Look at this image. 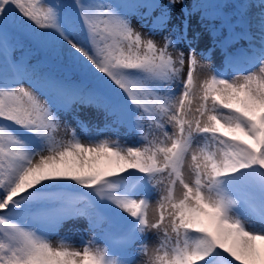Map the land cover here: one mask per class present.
<instances>
[{"label":"snow or ice","instance_id":"1","mask_svg":"<svg viewBox=\"0 0 264 264\" xmlns=\"http://www.w3.org/2000/svg\"><path fill=\"white\" fill-rule=\"evenodd\" d=\"M193 9L212 40L199 53ZM82 109L137 142L81 140L62 116L87 128ZM80 221L79 247L53 242ZM138 257L264 264V0H0V264Z\"/></svg>","mask_w":264,"mask_h":264},{"label":"rangeland","instance_id":"2","mask_svg":"<svg viewBox=\"0 0 264 264\" xmlns=\"http://www.w3.org/2000/svg\"><path fill=\"white\" fill-rule=\"evenodd\" d=\"M166 2V0H165ZM185 2L189 5L191 8L192 5L195 2H202V3H209V4H215V3H221L222 0H185ZM255 11V9H253ZM194 15L190 18L189 24H190V33L195 30L201 32V41L197 47V51L201 49H207V47L211 46L212 40L211 36L209 35V32L206 30V28L201 24L200 22V13L195 11L193 9ZM233 10L231 8L225 9L221 15H224L225 13L228 15L229 18L232 16ZM209 18L204 21V25H207L208 28H216L219 30V37L223 38L228 34V29L223 26V22L221 19L217 18V13L214 9H209ZM176 15H179V12L177 11ZM254 22V21H253ZM133 26L137 30H141L143 32H147V29L141 28L140 23L137 21V19L134 17L132 20ZM239 31V29H237ZM253 31H255V28H253ZM156 39L159 41V36H156ZM247 43L243 40H240L237 43L232 44L227 51L228 52H236L238 49L246 48ZM34 51V50H33ZM19 55V53H17ZM39 55L35 54L32 57V62L35 63L37 60H43ZM198 59H202L198 56ZM224 56L221 53V50L217 48L213 55L211 61L207 62L210 63L212 66L220 68L223 66ZM185 66V70H186ZM60 70V69H58ZM62 71V70H61ZM71 74V73H69ZM229 77H231L232 72L228 73ZM80 118L83 121L87 122V128L82 129L77 125V122L72 119V117L69 116H62V120L66 121L68 124H70L73 128H76L77 133L79 134L81 140L87 141L88 135H95L96 130L99 129L101 131V136L99 138H109V139H117L122 143H127L129 145L135 144L137 141L133 136H131L128 131L124 128H108L106 127V121L104 118V115L102 113H97L92 109H82L80 112ZM61 137H67V132L62 128L61 131L58 133ZM151 215V214H150ZM83 234L84 238L87 239L89 236H91V233L88 232L86 224L83 221L80 222H68L65 223L62 227L59 228L57 234L53 235L51 239L54 243L57 242L58 237H69L71 240V243L74 246L79 247L81 243V235ZM101 244H103V241H100ZM142 257L137 258V264H140V261L142 260Z\"/></svg>","mask_w":264,"mask_h":264}]
</instances>
